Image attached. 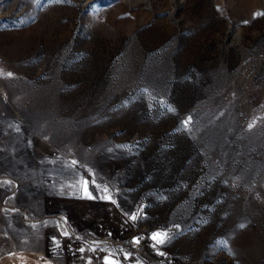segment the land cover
<instances>
[{"label": "rangeland", "instance_id": "obj_1", "mask_svg": "<svg viewBox=\"0 0 264 264\" xmlns=\"http://www.w3.org/2000/svg\"><path fill=\"white\" fill-rule=\"evenodd\" d=\"M0 197L53 264H264V0H0Z\"/></svg>", "mask_w": 264, "mask_h": 264}, {"label": "crops", "instance_id": "obj_2", "mask_svg": "<svg viewBox=\"0 0 264 264\" xmlns=\"http://www.w3.org/2000/svg\"><path fill=\"white\" fill-rule=\"evenodd\" d=\"M1 199V197H0ZM2 213L0 214V217ZM9 230L0 219V264H53L50 259L41 257L34 251L15 248L10 239H5L3 233ZM6 244V245H5Z\"/></svg>", "mask_w": 264, "mask_h": 264}, {"label": "snow or ice", "instance_id": "obj_3", "mask_svg": "<svg viewBox=\"0 0 264 264\" xmlns=\"http://www.w3.org/2000/svg\"><path fill=\"white\" fill-rule=\"evenodd\" d=\"M163 235H166V234H155L153 238L157 239L158 236H163ZM163 242H164L163 239H157V243H163Z\"/></svg>", "mask_w": 264, "mask_h": 264}]
</instances>
